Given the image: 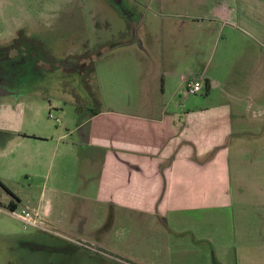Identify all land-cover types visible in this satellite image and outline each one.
<instances>
[{"label": "crops", "instance_id": "1", "mask_svg": "<svg viewBox=\"0 0 264 264\" xmlns=\"http://www.w3.org/2000/svg\"><path fill=\"white\" fill-rule=\"evenodd\" d=\"M253 6L255 32L249 47L241 45L247 56L242 52L222 66L229 72L219 103L107 106L88 118L76 115L71 125L28 131L30 96L0 99V207L37 210L52 227L124 257L129 248L120 242L140 241L154 229L172 238L177 251L207 250L206 264L210 249L212 264H264V0ZM230 8L222 15L233 17ZM146 50V72L159 76L156 52ZM168 72L161 74L163 92ZM202 79L210 95L213 79ZM149 84L152 94L158 86ZM201 225L207 226L201 234L194 231ZM49 237L55 242L26 236L63 262L80 257L84 264H126ZM221 249L228 258L222 254L221 260Z\"/></svg>", "mask_w": 264, "mask_h": 264}, {"label": "rangeland", "instance_id": "2", "mask_svg": "<svg viewBox=\"0 0 264 264\" xmlns=\"http://www.w3.org/2000/svg\"><path fill=\"white\" fill-rule=\"evenodd\" d=\"M254 3L256 0H0V41H21L12 59L0 58V86L30 96L33 116H26L28 131L71 125L76 115L88 118L89 113L107 106L216 104L222 101V80L229 72V67L223 72L222 66L242 52V57L247 56L241 45L249 47L255 32ZM232 6L233 17L222 15ZM209 26L215 28L210 31ZM146 48L155 50L161 74L170 71L165 75L164 92L162 75L151 77L146 72ZM5 51L0 49L3 55ZM205 75L213 79L210 95L204 88ZM195 77L203 81V89L187 95L186 81ZM155 81L158 88L151 94L146 86ZM246 82L254 83L250 75ZM9 99L3 97L2 101ZM1 162L3 159L0 166H5ZM23 182L20 178L22 187ZM129 227L136 236L138 227L132 223ZM206 228L196 226L194 231L201 234ZM35 234L55 242L49 239L52 233L25 228L17 217L0 213V264H84L80 257L63 262L42 242L27 241L26 236ZM92 243L126 264H206L207 250L177 251L172 238L165 233L160 237L154 229L140 241L119 243L129 248L128 257L111 253L102 243ZM213 254L210 249L211 264ZM218 254L221 260L222 254L229 256L222 249Z\"/></svg>", "mask_w": 264, "mask_h": 264}, {"label": "built area", "instance_id": "3", "mask_svg": "<svg viewBox=\"0 0 264 264\" xmlns=\"http://www.w3.org/2000/svg\"><path fill=\"white\" fill-rule=\"evenodd\" d=\"M202 88H203L202 80L201 79L194 80V81L188 83L186 93L188 95L189 94H196V93L200 92L202 90ZM50 116H52V114H50ZM57 121H59L58 118H57ZM5 211L11 215L17 217L18 219H20L23 222L25 228H27V227L39 228L43 231L55 234V235L65 239L66 241L73 243L76 246L81 247L85 250L92 251L94 253H98L101 255L110 256L106 251H104L100 247L96 246L92 242H90L86 239L77 237V236L67 234L63 231H60V230L52 227L51 225H49L44 220L42 215L37 210L29 209V208H21L20 210L9 209L7 211V210H4L0 207V213H3Z\"/></svg>", "mask_w": 264, "mask_h": 264}, {"label": "flooded vegetation", "instance_id": "4", "mask_svg": "<svg viewBox=\"0 0 264 264\" xmlns=\"http://www.w3.org/2000/svg\"><path fill=\"white\" fill-rule=\"evenodd\" d=\"M117 1V0H116ZM29 40V39H28ZM18 39L11 38L9 41H0V49L6 50L4 55L0 53V58L7 56L8 58H11V55L13 54V50L18 44H20ZM31 41H27V44H29ZM17 92H13L11 90H6L2 86H0V99L3 97H10L11 99L16 96Z\"/></svg>", "mask_w": 264, "mask_h": 264}, {"label": "trees", "instance_id": "5", "mask_svg": "<svg viewBox=\"0 0 264 264\" xmlns=\"http://www.w3.org/2000/svg\"><path fill=\"white\" fill-rule=\"evenodd\" d=\"M3 187H4L8 192H10V191H9L4 185H3ZM10 194H11L16 200H18L17 197H16L14 194H12L11 192H10ZM10 209H11V210H15L16 208H15V206H14V207L11 206Z\"/></svg>", "mask_w": 264, "mask_h": 264}]
</instances>
